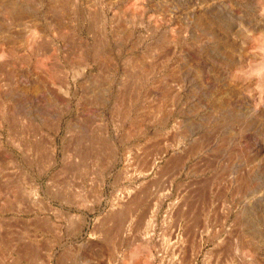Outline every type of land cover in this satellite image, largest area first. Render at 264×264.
I'll list each match as a JSON object with an SVG mask.
<instances>
[{
	"label": "rangeland",
	"instance_id": "obj_1",
	"mask_svg": "<svg viewBox=\"0 0 264 264\" xmlns=\"http://www.w3.org/2000/svg\"><path fill=\"white\" fill-rule=\"evenodd\" d=\"M192 261L264 264V0H0V264Z\"/></svg>",
	"mask_w": 264,
	"mask_h": 264
},
{
	"label": "bare ground",
	"instance_id": "obj_2",
	"mask_svg": "<svg viewBox=\"0 0 264 264\" xmlns=\"http://www.w3.org/2000/svg\"><path fill=\"white\" fill-rule=\"evenodd\" d=\"M137 197H138V200L143 198L142 196H140V193H139V196H137ZM134 200H136V199H134ZM177 217L179 218V216H177ZM191 264H194L193 261L191 262Z\"/></svg>",
	"mask_w": 264,
	"mask_h": 264
}]
</instances>
